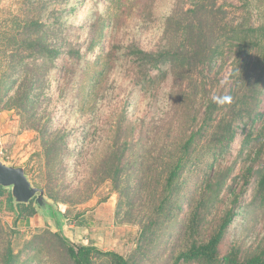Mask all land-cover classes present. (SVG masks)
<instances>
[{"label":"rangeland","instance_id":"1","mask_svg":"<svg viewBox=\"0 0 264 264\" xmlns=\"http://www.w3.org/2000/svg\"><path fill=\"white\" fill-rule=\"evenodd\" d=\"M227 1L240 5L245 0ZM174 2L0 0L1 160L8 165L24 167L33 185L38 186V182L46 180L48 172L41 138L30 125L43 122L48 117L50 121L59 120L56 125L60 130L72 129L68 145L78 151L82 149L90 161L80 167L73 165L62 179L64 185L71 184L76 193L81 186L78 182L89 179L102 156L116 145L117 125L124 116H128L127 122H132L135 128L130 137L136 144L130 147V152L136 156L144 154L155 167L154 171L149 172V181L142 194L139 193L140 197L137 195L134 198V191L128 193L124 190L120 193L110 180L99 185L94 183L91 188L93 195L75 205L56 202L45 194L49 207L57 211V216L61 218V226L47 207H39L35 201L38 211L31 222L19 219L8 200L12 188L4 187L5 193L0 195V264L8 241L20 254L21 264H62L59 262L58 244L49 232L60 231L75 245L93 243L102 250H114L126 257H133V264H172L174 256L190 242L191 235L182 229V225L177 228L185 217L191 215L192 206L202 197L203 172L195 171L197 168L191 164L180 178L181 185L187 191L182 190V205L175 209L171 234L150 251L147 259L143 258L146 247L137 251L142 225L153 214L168 172L164 157L178 153L190 133L198 130L208 98L227 96L233 83L230 69L232 59L225 57L222 62L212 66L201 65L186 71L171 70L168 80L153 88H146V85H136L134 67L121 58L123 50L120 47L135 39L143 44H155L163 35V18ZM251 10L253 18L261 21L264 17V0H254ZM35 21L41 27L40 31L36 30L37 27L33 28L31 40L39 41L41 38V41H48L52 45L57 40V28L62 21L68 22L67 33L74 42H89L93 24L106 26L102 46L116 48L115 55L121 60V66L107 76L98 95L92 99L85 97L80 102L76 91H70L69 87H76L73 85V73L66 75L67 80H63V83L60 81L62 68L45 74L46 63L40 54L37 53L36 57L28 55L27 46L22 41H25L29 25ZM85 48L86 45L83 50ZM226 50L232 52L230 47ZM89 56L94 58L91 53ZM27 88L33 89L31 91L36 100L31 119L20 107ZM259 125L260 122L247 125L246 121L239 125L237 136L229 152L221 157L222 164L219 166L223 170L228 165L233 167L227 188L218 200L207 209H202L204 215L197 234L201 240L210 238L228 211L255 210L252 217L249 212V231L238 230L236 225L243 218L235 217L222 244L223 254L234 246H240L244 254L255 252L264 242V204L259 207L264 200L263 195L257 194L258 171L264 165V147L258 144L262 148V152L258 153L256 147L245 139L250 130L257 133ZM128 132L122 130L121 138L131 134ZM85 134L88 139L83 148L81 138ZM71 160L74 161L75 157ZM136 182L135 177L133 187ZM80 194H86V189H82L76 198H80ZM13 204H16L15 200ZM67 209L71 210L70 216H62ZM39 243L41 246L37 247ZM103 259L105 261L100 260L99 263L108 264V260Z\"/></svg>","mask_w":264,"mask_h":264},{"label":"trees","instance_id":"2","mask_svg":"<svg viewBox=\"0 0 264 264\" xmlns=\"http://www.w3.org/2000/svg\"><path fill=\"white\" fill-rule=\"evenodd\" d=\"M253 3L254 0H245L240 5L227 0H175L163 18V35L155 44H143L135 39L125 46H120L123 50L121 58L129 61L134 67L136 85H146V88H153L168 80L171 70L186 71L201 65L212 66L222 62L225 57L232 59L230 69L233 83L226 96L230 99L225 100V97L217 96V99L223 102H216L213 97L208 98L198 130L190 133L178 153L164 157L168 172L153 214L142 225L140 243L137 246V251L143 247L147 248L143 253L144 259L171 234L170 227L174 225L175 209L181 208L183 191H187V188L181 185L180 178L191 164L197 168L195 171L203 172L202 197L192 206L191 215L185 217L177 228L182 225V229L190 234L191 238L186 248L174 256L172 264H264V242L257 251L247 254L243 253L240 246L232 247L225 254L222 252V244L235 217L243 218V221L236 225L238 230H250L249 208L243 212L228 211L219 228L208 240L197 237L204 215L202 209H207L211 203L218 200L227 188L233 167L228 165L223 170L219 166L222 164L221 157L229 152V147L237 136L239 125L245 121L247 125L251 123L252 126L260 122L257 133L250 130L245 139L256 147L258 153L262 152L258 144L264 147V17L261 21L253 18ZM40 27L37 21L32 22L22 44L27 46L29 56L36 57L37 53L40 54L46 63L45 74L62 68L60 81L64 83L67 80L66 75L73 73V85L76 87H69L70 91H76L80 102L85 97L92 99L98 95V90L103 87L107 76L121 66V60L115 55L116 48L102 46L106 29L104 24H93L89 42H74L67 33L68 22L62 21L57 28L58 36L54 45L41 41V38L39 41L31 40L33 28L40 31ZM84 45L86 48L83 50ZM229 47L232 52H227ZM89 53L94 55L93 59ZM31 90L33 89L27 88V91L23 92L24 102L20 106L29 115V119L35 113L33 104L36 101ZM44 93L47 97L46 89ZM127 119L128 116H124L117 125L114 139L116 145L108 148L89 179L78 182L81 186L76 193L72 185H64L62 179L73 165L80 167L90 161L86 159L88 155L84 154L82 149L78 151L68 145L72 129L60 130L56 125L59 120L50 121V117L38 124L31 123L30 128L35 129L41 138L48 172L46 180L37 183L38 187L44 189L49 198L68 205L88 200L93 195L91 188L94 183L99 185L107 180H110L120 193L124 190L128 193L134 191L133 197H140L139 193L142 194L149 181V172L154 171L155 167L144 154L136 156L130 152V147L136 145L130 137L135 128ZM122 130L131 134L121 138ZM81 139L84 148L88 135H82ZM72 157H75L74 161L71 160ZM91 167L92 164L90 169ZM258 172L257 194L263 195L264 200V165ZM135 177L137 182L133 187ZM3 189L0 185V195L5 193ZM82 189H86V194H80L82 196L76 198ZM8 200L19 219L31 222L32 217L37 214L34 199L28 203L14 205L11 193ZM262 204L264 203L259 207H263ZM48 210L51 215L56 216V223L61 226L62 221L57 216V211L52 207H48ZM70 213L71 210L67 209L62 216L68 217ZM254 213L255 210H252L250 217ZM49 234L58 244L61 259L59 262L62 264H100L99 261L104 260L103 258L108 260V264L134 263L133 257H126L114 250H102L93 243L72 244L60 231ZM39 246L41 243L37 244V247ZM19 255L15 252L12 242L8 241L2 255V264H21ZM141 257L142 254L140 259Z\"/></svg>","mask_w":264,"mask_h":264},{"label":"water","instance_id":"3","mask_svg":"<svg viewBox=\"0 0 264 264\" xmlns=\"http://www.w3.org/2000/svg\"><path fill=\"white\" fill-rule=\"evenodd\" d=\"M0 185L12 188V196L16 203H28L35 200L39 207H49L44 189L34 186L26 170L21 166L4 163L0 156Z\"/></svg>","mask_w":264,"mask_h":264},{"label":"clouds","instance_id":"4","mask_svg":"<svg viewBox=\"0 0 264 264\" xmlns=\"http://www.w3.org/2000/svg\"><path fill=\"white\" fill-rule=\"evenodd\" d=\"M224 99H225V100H228V99H230V98H229V97H225ZM213 100L216 101V102H223V101H219V100L217 99V97H213Z\"/></svg>","mask_w":264,"mask_h":264}]
</instances>
